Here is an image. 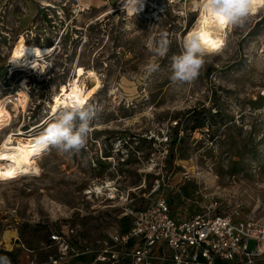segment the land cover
Segmentation results:
<instances>
[{
	"label": "rangeland",
	"instance_id": "obj_1",
	"mask_svg": "<svg viewBox=\"0 0 264 264\" xmlns=\"http://www.w3.org/2000/svg\"><path fill=\"white\" fill-rule=\"evenodd\" d=\"M143 2L132 14L123 0H0V99L19 104L15 89L31 97L21 115L8 107L15 118L0 124V144L49 120L79 71L85 89L99 88L79 153L50 148L37 158L40 176L0 181V256L11 264H46L49 235L68 225L95 245L158 198L183 217L211 210L264 222V9L227 31L193 83L177 85L171 58L198 0ZM161 32L171 43L157 56L148 42ZM18 42L57 46L53 67L10 76ZM6 232L16 233L13 248Z\"/></svg>",
	"mask_w": 264,
	"mask_h": 264
},
{
	"label": "built area",
	"instance_id": "obj_2",
	"mask_svg": "<svg viewBox=\"0 0 264 264\" xmlns=\"http://www.w3.org/2000/svg\"><path fill=\"white\" fill-rule=\"evenodd\" d=\"M8 70L10 76L13 71L18 72L13 66ZM28 71L35 73V70ZM126 217H129L128 222L121 230L91 246L71 225L52 232L46 245V264H71L72 260L83 257L93 258L92 264H156L160 261L166 264H259L264 261V222L255 218L211 210L181 217L166 198H158L147 208ZM252 241L255 242L253 249L250 248ZM165 249V255L158 254ZM31 264L38 263L31 260Z\"/></svg>",
	"mask_w": 264,
	"mask_h": 264
},
{
	"label": "clouds",
	"instance_id": "obj_3",
	"mask_svg": "<svg viewBox=\"0 0 264 264\" xmlns=\"http://www.w3.org/2000/svg\"><path fill=\"white\" fill-rule=\"evenodd\" d=\"M254 4L253 0H198V19L183 38L180 53L171 58V81L177 85L193 83L206 57L223 46V29L242 26ZM122 7L136 14L143 7V0H123ZM170 43L168 33L161 32L158 39L149 40L148 46L153 54L164 56ZM98 111L96 105L83 99L59 106L47 126L32 140L33 155L39 157L50 148L62 154L79 153L88 143ZM0 264H11V261L7 256H0Z\"/></svg>",
	"mask_w": 264,
	"mask_h": 264
},
{
	"label": "bare ground",
	"instance_id": "obj_4",
	"mask_svg": "<svg viewBox=\"0 0 264 264\" xmlns=\"http://www.w3.org/2000/svg\"><path fill=\"white\" fill-rule=\"evenodd\" d=\"M144 3V2H143ZM264 9V3L257 0L254 4V8L250 16H257L260 14L261 10ZM133 14V13H132ZM106 16V15H105ZM104 16V17H105ZM232 28V27H231ZM229 27L223 29V46L216 52L218 53L225 47V36ZM57 46L52 47H40L28 45L26 43L18 42L14 45L12 52L10 66H13L18 71H28L35 70V72H47L49 68L53 67L52 58L57 51ZM37 52L40 53L37 56ZM30 72V71H29ZM10 73V72H9ZM14 75V71L12 72ZM90 76V75H89ZM88 77L82 71H79L75 77L70 81L69 85L65 87L62 91L57 93L54 97L53 103L55 107L52 109L53 113L51 118L45 123L40 124L34 127L28 135L23 131L11 132L8 134L0 144V181L1 182H11L22 177L30 176H40L41 169L38 164V157L33 155L32 149L30 147L32 140L37 136L36 132L43 130L47 126V123L50 122L54 115V111L63 104L70 103L73 99H83L85 103H89L92 97L99 92V88L95 89H85L83 87V79ZM14 90V89H13ZM18 91V92H16ZM14 101L11 102L9 98L0 99V124L4 125L12 121L15 116H12L8 107L13 105V112L17 115H21V109L25 107L31 101V97L24 89H15ZM44 154V153H43ZM42 154V155H43ZM40 155L39 157H41ZM11 172V176L4 175L5 173ZM98 191V190H97ZM16 237V233L6 232L4 235V242L8 248H13L12 239ZM2 243L0 242V245Z\"/></svg>",
	"mask_w": 264,
	"mask_h": 264
},
{
	"label": "crops",
	"instance_id": "obj_5",
	"mask_svg": "<svg viewBox=\"0 0 264 264\" xmlns=\"http://www.w3.org/2000/svg\"><path fill=\"white\" fill-rule=\"evenodd\" d=\"M177 215L183 217L182 214H177ZM165 253H167V250L166 249L165 250H160V252H158V254L161 255V256L165 255ZM87 259H91V261L93 262V258H91V257H85L84 258L83 257V258H81L79 260H72L71 264H83L84 262L87 261ZM156 264H166V263L163 262V261H160V262H157ZM259 264H264V261L260 262Z\"/></svg>",
	"mask_w": 264,
	"mask_h": 264
},
{
	"label": "snow or ice",
	"instance_id": "obj_6",
	"mask_svg": "<svg viewBox=\"0 0 264 264\" xmlns=\"http://www.w3.org/2000/svg\"><path fill=\"white\" fill-rule=\"evenodd\" d=\"M253 2H257V0H253ZM260 2L264 3V0H260ZM4 157H0V159H3ZM4 175H7V176H11L12 173L11 172H8V173H5Z\"/></svg>",
	"mask_w": 264,
	"mask_h": 264
},
{
	"label": "trees",
	"instance_id": "obj_7",
	"mask_svg": "<svg viewBox=\"0 0 264 264\" xmlns=\"http://www.w3.org/2000/svg\"><path fill=\"white\" fill-rule=\"evenodd\" d=\"M95 83H93L92 87L94 86Z\"/></svg>",
	"mask_w": 264,
	"mask_h": 264
}]
</instances>
